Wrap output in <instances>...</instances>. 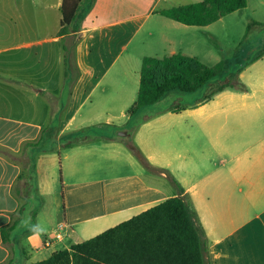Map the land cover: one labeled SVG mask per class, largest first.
I'll list each match as a JSON object with an SVG mask.
<instances>
[{
    "label": "crops",
    "instance_id": "1",
    "mask_svg": "<svg viewBox=\"0 0 264 264\" xmlns=\"http://www.w3.org/2000/svg\"><path fill=\"white\" fill-rule=\"evenodd\" d=\"M62 1L0 0V264H17L15 244L29 258L51 249L47 259L174 197L202 228L208 264H264V56L240 73L244 91L185 104L173 92L135 115L138 123L128 115L145 58L202 60L198 44L217 40L214 27L243 9L197 27L160 12L200 0H85L93 6L78 31L60 36ZM154 42L161 53L142 56ZM51 123L55 145L33 170L23 147ZM57 194L62 210L51 215L46 197ZM37 197L33 235L12 239Z\"/></svg>",
    "mask_w": 264,
    "mask_h": 264
},
{
    "label": "trees",
    "instance_id": "2",
    "mask_svg": "<svg viewBox=\"0 0 264 264\" xmlns=\"http://www.w3.org/2000/svg\"><path fill=\"white\" fill-rule=\"evenodd\" d=\"M93 2L85 5V0H63L59 35L78 31ZM247 4L248 0H200L162 10L160 14L187 26L206 27L246 8ZM263 56L264 49L242 63L236 73H230L219 81L214 80L230 71L225 60L209 67L197 57L181 53L161 59L147 57L142 65L138 96L128 115L134 117L173 92L194 93L208 85L210 89L203 98L208 100L226 89L244 91L246 86L239 80L240 73ZM65 63L72 67V52L65 56ZM57 133V126L51 123L42 130L38 141L23 147V152L28 154L27 164L33 170L37 155L49 151L46 145L53 142ZM15 228L16 224H12L2 230L6 241ZM32 264L208 263L202 228L196 223L186 201L182 197H174L91 239L74 244L70 249L60 250Z\"/></svg>",
    "mask_w": 264,
    "mask_h": 264
},
{
    "label": "rangeland",
    "instance_id": "3",
    "mask_svg": "<svg viewBox=\"0 0 264 264\" xmlns=\"http://www.w3.org/2000/svg\"><path fill=\"white\" fill-rule=\"evenodd\" d=\"M256 17L262 19L263 24L255 26V24H253L255 23L253 19H256ZM214 30L215 34L218 36V39L208 44L199 43L198 48L194 53L199 55L202 59L201 61L209 67L215 66L221 60L227 61L230 66V71L214 80L219 81L226 79L230 73H236L242 63L249 61L258 51L264 49V0H248V6L246 8L235 13L229 19H226L225 26L216 25L214 27ZM142 47L143 48L135 46L134 49L138 51V48H140L139 50L142 56H150L161 53V49L155 42L152 44V46ZM209 89L210 86L207 85L194 93H175V95L172 96H184L182 104H185L188 102H193L197 98H203L207 94ZM172 101L173 99L172 97H170L162 106L166 107L172 104ZM140 119L141 115H138V117H134L133 121L130 122V125L138 123ZM54 145L55 144L53 142H49L46 147L48 149H51L54 147ZM24 174L27 175V171H24ZM53 177L55 179L56 185H58V187L60 188L62 185V181L59 166L54 169ZM23 189L26 190V196L27 193H29V195H32L30 183L26 182L25 185H23ZM61 196L62 195L59 196L57 194L46 197V199L48 200L46 211L51 215H55L57 212L62 210ZM31 203L32 204L29 206V208H26L27 210L24 211L26 216L22 218L21 223L12 235V239L14 238L18 242L22 241L28 236L33 235V233L31 232L30 235L26 236L28 229L33 227L35 224L32 213L39 209V207L42 206L43 202L39 197H37ZM22 204H25V200L22 201ZM43 231L44 230L42 229L40 233H36L37 235L35 234L36 239H38L37 241L39 245H42L41 241L44 238ZM55 248L56 247H53L52 249ZM26 249L28 250L29 248L26 247ZM50 251L51 249L48 251H44L43 253H36V251L30 250V252H33L32 254L34 255V257L29 258L23 254V250H21V247L18 244L14 245V253H16L17 264H32L39 262L42 259L48 257Z\"/></svg>",
    "mask_w": 264,
    "mask_h": 264
},
{
    "label": "built area",
    "instance_id": "4",
    "mask_svg": "<svg viewBox=\"0 0 264 264\" xmlns=\"http://www.w3.org/2000/svg\"><path fill=\"white\" fill-rule=\"evenodd\" d=\"M65 229V225L63 224V225H61L60 227H59V229L54 233V238L56 239V240H63V238H64V236H65V233L63 232V230ZM52 245V243L50 242V241H47L46 243H45V246L46 247H49V246H51Z\"/></svg>",
    "mask_w": 264,
    "mask_h": 264
},
{
    "label": "water",
    "instance_id": "5",
    "mask_svg": "<svg viewBox=\"0 0 264 264\" xmlns=\"http://www.w3.org/2000/svg\"><path fill=\"white\" fill-rule=\"evenodd\" d=\"M123 135H126V133L124 132Z\"/></svg>",
    "mask_w": 264,
    "mask_h": 264
}]
</instances>
